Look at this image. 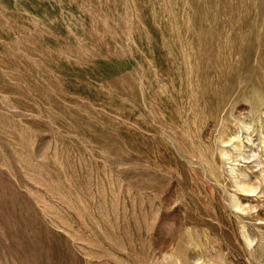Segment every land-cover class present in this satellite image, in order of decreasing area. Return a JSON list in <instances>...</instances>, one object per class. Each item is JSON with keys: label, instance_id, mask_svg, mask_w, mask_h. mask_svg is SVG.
I'll return each instance as SVG.
<instances>
[{"label": "rangeland", "instance_id": "obj_1", "mask_svg": "<svg viewBox=\"0 0 264 264\" xmlns=\"http://www.w3.org/2000/svg\"><path fill=\"white\" fill-rule=\"evenodd\" d=\"M0 264H264V0H0Z\"/></svg>", "mask_w": 264, "mask_h": 264}]
</instances>
